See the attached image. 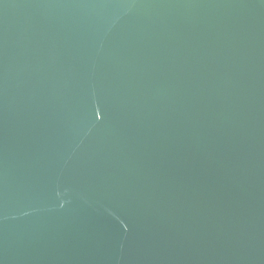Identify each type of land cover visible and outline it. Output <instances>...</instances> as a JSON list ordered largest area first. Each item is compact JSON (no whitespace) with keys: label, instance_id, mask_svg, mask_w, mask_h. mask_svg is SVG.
I'll return each instance as SVG.
<instances>
[{"label":"water","instance_id":"obj_1","mask_svg":"<svg viewBox=\"0 0 264 264\" xmlns=\"http://www.w3.org/2000/svg\"><path fill=\"white\" fill-rule=\"evenodd\" d=\"M0 264H264V0H0Z\"/></svg>","mask_w":264,"mask_h":264}]
</instances>
